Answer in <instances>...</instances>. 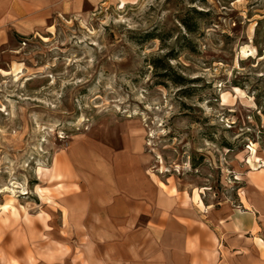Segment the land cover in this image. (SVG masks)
<instances>
[{
  "label": "rangeland",
  "instance_id": "1",
  "mask_svg": "<svg viewBox=\"0 0 264 264\" xmlns=\"http://www.w3.org/2000/svg\"><path fill=\"white\" fill-rule=\"evenodd\" d=\"M78 134L132 141L193 199L168 239L188 227L189 253L170 260L213 264L198 227L264 189V0H0V261L137 259L129 216L106 238L98 207L61 201Z\"/></svg>",
  "mask_w": 264,
  "mask_h": 264
},
{
  "label": "crops",
  "instance_id": "2",
  "mask_svg": "<svg viewBox=\"0 0 264 264\" xmlns=\"http://www.w3.org/2000/svg\"><path fill=\"white\" fill-rule=\"evenodd\" d=\"M66 158L70 165L68 180L77 189H68L61 201H87V205L98 207V217L103 214L101 219L107 227L99 235L106 238L121 234L115 228L117 217L129 216L126 218L128 223L135 225L133 236L142 239L143 245L132 248L137 259L130 262L36 261L31 264H187L185 261H171L170 255L185 257L189 253L186 245L188 227L183 232L181 228L174 231V236L177 234L179 240L182 238L181 245L171 246L168 239L173 232L172 226L181 227V220H187L190 215L181 201L193 199H185L182 194L171 191L169 185L156 181L143 164L145 157L139 147L128 141L122 149L113 150L104 143L78 134L70 141ZM121 202L125 207L121 208ZM218 210L210 212V233L198 227L195 244L209 246L211 252L214 249L213 264H264V189H259L257 196L248 201L240 200L237 206L225 203ZM82 212L85 223L86 209ZM94 212L88 211V214L95 216ZM142 215H146L144 222L140 221ZM114 250L107 253L116 255L118 251ZM0 264L6 262L0 261Z\"/></svg>",
  "mask_w": 264,
  "mask_h": 264
},
{
  "label": "trees",
  "instance_id": "3",
  "mask_svg": "<svg viewBox=\"0 0 264 264\" xmlns=\"http://www.w3.org/2000/svg\"><path fill=\"white\" fill-rule=\"evenodd\" d=\"M200 12V11H199ZM187 28H188V30L190 31L191 29L187 26ZM176 83H182L183 82V79L182 78H180V77H177V79H176V81H175Z\"/></svg>",
  "mask_w": 264,
  "mask_h": 264
},
{
  "label": "bare ground",
  "instance_id": "4",
  "mask_svg": "<svg viewBox=\"0 0 264 264\" xmlns=\"http://www.w3.org/2000/svg\"><path fill=\"white\" fill-rule=\"evenodd\" d=\"M250 163H251V161H250ZM252 164V163H251ZM261 164V163H260ZM252 165H254V164H252ZM261 166H264V164H261V165H258L257 167H255V168H253V169H258L259 167H261Z\"/></svg>",
  "mask_w": 264,
  "mask_h": 264
}]
</instances>
